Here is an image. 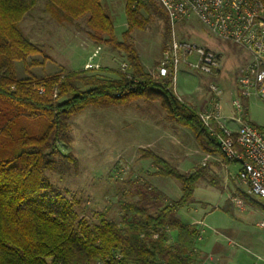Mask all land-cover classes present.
<instances>
[{"label": "trees", "instance_id": "obj_1", "mask_svg": "<svg viewBox=\"0 0 264 264\" xmlns=\"http://www.w3.org/2000/svg\"><path fill=\"white\" fill-rule=\"evenodd\" d=\"M48 1L65 20L86 16L93 38L125 51L131 76L105 66L98 71L73 69L19 77L16 61L26 62L29 55L41 52L19 25L38 0H0V264H196L200 230L185 223L179 210L194 200L209 163L182 172L157 152L144 150L143 157L156 166L154 174L175 178L182 195L169 200L159 188L147 184L138 201L122 205V224L104 214L97 223L81 218L75 201L47 173L56 168L57 160L78 163L60 146L70 142L73 116L88 106L124 105L140 97L159 101L172 119L192 130L203 151L219 155L225 163L233 161L209 137L197 109L146 71L129 41L135 28H144L142 9L149 7L164 14L168 37L167 12L156 0L140 1L136 8H132L135 0H127L128 28L121 40L102 0ZM250 123L264 133V127ZM242 195L248 204L264 211L263 198Z\"/></svg>", "mask_w": 264, "mask_h": 264}, {"label": "rangeland", "instance_id": "obj_2", "mask_svg": "<svg viewBox=\"0 0 264 264\" xmlns=\"http://www.w3.org/2000/svg\"><path fill=\"white\" fill-rule=\"evenodd\" d=\"M126 2L127 0H102L121 40L128 28ZM156 2L162 7L158 0ZM139 3L140 1L134 2L132 8L138 7ZM34 7L32 8L34 11L26 13L19 25L40 47L41 52L29 55L26 62L16 61L19 77L43 76L73 68L79 70L78 68L83 67L84 61L92 56L98 47H101L98 55L93 59L89 58L83 69L98 71L100 67L106 66L121 70L123 62L131 68L125 51L115 50L95 38L90 39L88 32L91 35L93 32L88 26L86 16L74 21L65 20L62 14H57V8L48 0H38ZM162 9L165 11L164 7ZM142 14L146 21L145 26L135 28L129 41L140 54L146 71L151 73L160 61L167 40L176 37L195 42L217 51L221 56L222 69L215 75L193 71V76L184 74L187 67L184 71L181 69L178 85H181V81L186 82L192 97L179 87L177 90L181 95L180 100L200 110L202 107L197 105L199 100L195 88L197 85L207 88L210 83H216L223 88L224 99L229 101L234 97L236 92L234 80L238 77V69L250 58L244 47L220 39L195 16L172 26L170 23L171 31L167 37L164 14L156 12L153 7L142 9ZM85 39L88 42H85ZM89 64H100V67L86 68ZM98 74L110 78L117 77L115 73ZM198 92L199 96L205 94L206 99L207 92L202 90ZM152 102L146 97H140L124 105L88 106L71 118L70 142L61 143L60 146L64 153L73 154L78 163L76 165L72 161L57 160L56 168L47 173L56 187L75 201L81 218L87 219L90 223H97L104 214L108 219L122 224L124 213L122 205L125 202L138 201L147 184L167 191L169 200L180 198L182 195L180 183L172 177L155 175L156 166L151 158L143 157L144 150L160 151L158 154L168 159L182 172H191L202 163L205 155H202V149L198 146L192 130L172 119L159 101ZM244 102L247 110L244 104L242 110L244 109L247 119L264 127V99L249 97L244 98ZM244 102L242 99V103ZM216 157L221 159L220 156ZM241 168L242 165L238 161L229 163L231 173L237 176L235 180L226 167L209 163L207 177L197 183L194 200L197 198L209 202L211 208L204 210L202 207L204 205H198L203 210L197 216L205 214L212 227L226 231L232 236L237 233L238 245L230 246L231 250L237 251L239 258L237 264L254 262L264 264V211L255 206L251 207L241 194L245 192L253 195L249 182L240 177ZM227 195L245 200L242 199L240 205L236 203L237 218L223 209L228 202ZM205 205L206 208L209 207V204ZM184 207L179 213L187 222L188 216L191 220V216L187 214L191 211ZM212 233L214 231L208 228L205 234L211 235V242L215 240L214 236H217L216 233L212 236ZM224 240L222 242L226 245L227 239ZM199 244L204 246L202 240Z\"/></svg>", "mask_w": 264, "mask_h": 264}, {"label": "built area", "instance_id": "obj_3", "mask_svg": "<svg viewBox=\"0 0 264 264\" xmlns=\"http://www.w3.org/2000/svg\"><path fill=\"white\" fill-rule=\"evenodd\" d=\"M139 1L141 0H136L135 3ZM158 2L167 12L171 26L195 16L217 37L237 43L249 52V61L238 70L236 96L232 100L236 111L231 118L238 123V127L228 123L227 116L223 113L224 90L216 83H210L208 88L198 87V90L208 93L206 98L208 106L197 111L208 129L209 137L229 158L242 165L240 177L250 183L251 193L264 199V133L245 120L243 103L240 96H237L238 83L242 95L264 99V2L262 0H158ZM100 49L101 47H98L90 59L97 56ZM93 66L98 68L100 64H89L86 68ZM182 67L201 74L215 75L222 69L221 56L217 51L195 42L176 37L167 40L163 55L151 74L165 82L179 99L181 95L177 90L178 75ZM121 70L131 76L126 62L122 63ZM213 159L217 158L206 154L202 163L206 164ZM234 201L238 205L242 203L240 198H234Z\"/></svg>", "mask_w": 264, "mask_h": 264}, {"label": "crops", "instance_id": "obj_4", "mask_svg": "<svg viewBox=\"0 0 264 264\" xmlns=\"http://www.w3.org/2000/svg\"><path fill=\"white\" fill-rule=\"evenodd\" d=\"M33 9H31L27 13H32V11H34ZM31 16H34V15L31 14ZM88 33L90 35V39H93V36L91 35V33L90 32H88ZM84 41L85 42H88L87 39H85ZM90 56H89V58H90ZM89 58L86 61H84L83 67L78 68V69H83L84 68V65L89 61ZM141 61L143 62L142 58H141ZM99 63L101 64L102 62L99 61ZM143 64H144V62H143ZM73 69H77V68H73ZM184 70H185V67H182V71H184ZM193 73L194 72L192 70H188L187 69V72H185L184 74H187L189 76H193ZM234 81H236V80H234ZM199 86L200 85H197L196 88H195V91L197 93L198 100H199V102H198L197 105H200V107H207L208 106V104H207L208 102H207L206 99H204L205 98V94L202 93L201 94L202 96L201 95H200L201 97L199 96V92H198V87ZM208 86L209 85H207V88H208ZM179 87L181 88L182 91H184L186 94H188L189 97H192L191 92H189L190 90H189V88L186 85V82H183L182 83V81H181V85ZM234 87H235V91H236V85ZM224 95H223V113L227 116V119H228L227 121H228V123L230 125H232L233 127H238V123H236L235 121H233L232 118H231L233 116L234 112L236 111V108L232 104V100L236 96V92L234 94V97H232L231 100H229V101L227 99H224ZM237 96H240L241 101H242V98L243 97L249 98V97L244 96V95H242L240 93L238 83H237ZM253 97H255V96H253ZM152 103H155V101H153ZM147 105H149V104H147ZM244 118H245L246 121L250 122L247 119L246 114H245ZM156 152L159 153L160 151L156 150ZM203 154L206 155V154H209V153H206L205 151L202 150V155ZM210 155H212V154H210ZM213 156L216 157V156H219V155H214L213 154ZM233 161L235 162V160H233ZM211 162H213L215 164L217 163L219 166L226 167L230 171V169H229V163H225L222 160V158L220 160L218 158L217 159H213L210 162L208 161L207 163H211ZM230 173H231V171H230ZM232 177L235 180L237 179L236 174L235 175L232 174ZM157 188H159V187H157ZM160 190L163 191L164 193H166V195L168 196L167 191H164V189H160ZM232 196H234V195H227L228 202H226L227 204L223 206V209H225L226 211H228V213L230 215L233 214V216H235L237 218V213L235 212V209H237V206L238 205L234 201V198H236V197H232ZM243 201H245V200L243 199ZM205 203L209 204V207L208 208L205 207L206 206ZM200 204L201 205H204V206H202L204 210L205 209L208 210L209 208H211L210 207L211 204L209 202H205L203 200H199V199L195 198L194 201L190 202L187 206L184 207L186 210L188 209L189 211H191V212L187 213V214H189L191 216V220L188 219L189 218V216H188L187 222L184 221L183 218H182L183 215L179 213L180 218L185 223L194 224L200 230V234H199L198 239H197L198 240L197 249H198L199 259L196 261L197 262L196 264H237V262L239 263V258H237V251L235 252V250L233 251V250L230 249V246H237L238 245V243H237V233L235 234V236H232L231 234L227 233L226 231H223V230H220L218 228L212 227L209 224V222L207 221V218H206V215L205 214L202 215V216H200V217H198L197 215L199 214V212H201V210H203L202 207H199L198 206ZM219 206H221V205H219ZM185 213H186V211H185ZM190 213L191 214L194 213V214L191 215ZM208 228L209 229H212L214 231V233H212L213 234L212 236H214L215 233L217 234V236H214L215 240L213 239L214 240V241L212 240L213 242L210 241L211 235H209V234L208 235H205ZM224 239H227L226 240L227 241V244L226 245L223 244V242H222V241H225ZM201 240H202V243L204 242V246H200L199 243L201 242ZM210 242H211V244H210ZM259 258H260V256H259ZM253 264H257V263L254 262Z\"/></svg>", "mask_w": 264, "mask_h": 264}]
</instances>
